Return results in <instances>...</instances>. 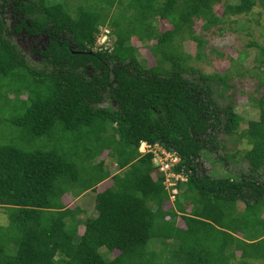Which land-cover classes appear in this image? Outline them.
I'll use <instances>...</instances> for the list:
<instances>
[{
    "label": "trees",
    "instance_id": "obj_1",
    "mask_svg": "<svg viewBox=\"0 0 264 264\" xmlns=\"http://www.w3.org/2000/svg\"><path fill=\"white\" fill-rule=\"evenodd\" d=\"M70 1L0 0V207L8 212L0 264H264V44L248 43L257 48L247 71L258 95L247 94L257 116L246 126L224 97L228 74L185 66L173 48L187 39L194 57H205L194 22L209 31L248 13L253 0L224 3L220 16L213 12L219 0H81L71 9ZM154 19L170 29L158 33ZM101 26L108 41L94 49ZM19 34L46 38L31 48L41 63L19 49ZM132 38L154 41L147 47L154 66L138 61ZM53 128L67 152L22 149L41 144ZM240 139L245 172L222 177L201 168L204 152L225 165L238 148L218 151ZM141 141L178 157L172 170L186 181H177L173 199L152 154H139ZM85 192L95 215L80 220L85 211L63 197Z\"/></svg>",
    "mask_w": 264,
    "mask_h": 264
},
{
    "label": "rangeland",
    "instance_id": "obj_2",
    "mask_svg": "<svg viewBox=\"0 0 264 264\" xmlns=\"http://www.w3.org/2000/svg\"><path fill=\"white\" fill-rule=\"evenodd\" d=\"M81 0H71L69 3L70 9L72 4H80ZM239 0H219L213 6V12L216 16H220L223 11L224 3L236 5ZM254 4L251 7L250 11L246 14L241 15H231L224 18L217 27H213L209 31H205L201 28V20H196L193 24V30L195 35L202 36L206 43L203 45V52L205 57L195 58L196 46L190 40H184L182 42H175L173 48H175V54L182 55L181 63L188 67H194L205 74L227 73L229 77V84L232 86L228 93L224 97H230L234 100L235 112L243 118V124H247L248 121L254 119L257 116L256 107L249 106L247 103V94L252 93V96H257L255 92L256 89V79L251 72L254 71V58L256 56L257 48L248 46L249 42H256L259 45L264 44V0H253ZM7 23L12 26L13 21L9 16H7ZM243 23V29L240 28L239 24ZM153 26L158 33H161L165 30L170 29L169 24L166 21H158L154 19ZM108 31V28L105 29ZM104 29H101L102 32H105ZM100 35L96 41L94 49L98 48L103 40L104 36ZM114 38V37H113ZM111 38V39H113ZM13 40L16 42L17 46L29 59L34 63H41V58L38 56L37 52H33L32 49L41 48L46 43V38L40 36L36 39H32L28 36H23L19 34L18 36L13 37ZM152 40V39H151ZM147 41L146 45H141L136 42L134 38L131 39V44L136 46L137 52L139 54L138 61L145 64L147 67L154 66V57L152 58L149 49L151 44L154 41ZM32 48V49H31ZM172 48V49H173ZM213 49V52L210 51ZM246 54L245 58L240 63H233L240 59L242 54ZM221 54V55H218ZM236 60V61H234ZM221 89L220 87L218 88ZM261 90H264L262 87ZM10 97H12L10 95ZM229 98V99H230ZM221 104H225L227 99L218 100ZM101 107L111 106L107 102H101L99 104ZM2 130L6 133L11 131L8 130L4 125ZM57 128H53L50 134L46 139H42L41 144L33 142V145H28V143H22V149L30 150L32 147H46V149L56 148L61 151H68L69 144L58 142L59 135H57ZM224 136L221 137L223 140ZM49 139V141H48ZM241 140V139H240ZM32 146V147H30ZM238 148L239 154H236L233 158H228L225 165L214 163V158L216 155H209V153L204 152L200 159L201 168L211 174V176H227V175H239L242 172H245L248 168L247 162L242 159V153L246 150L247 146L245 141L241 140L240 144H227L225 150L218 151L220 156L224 154H230L234 149ZM100 159L103 160L106 166H109L111 173H115L117 168L115 167L114 161L108 157L106 154H102ZM110 183V180H107L106 183L100 186L101 189L105 188ZM91 193H82L73 198L63 197L64 203L67 207L72 208L74 205H79L82 210L85 211V214L78 215L80 220H85L86 218H91L95 215L93 210V198ZM241 206V205H240ZM8 212L6 209L0 207V224L7 225L8 221ZM264 218V210L263 215ZM179 226H183V222L180 219L176 220ZM83 228L80 226L78 232L80 233ZM174 248V243L171 245ZM157 248V247H156ZM155 248V249H156ZM238 256V253L236 254ZM113 256V254H112ZM111 255H107V258H111ZM248 264H260V262H248Z\"/></svg>",
    "mask_w": 264,
    "mask_h": 264
},
{
    "label": "built area",
    "instance_id": "obj_3",
    "mask_svg": "<svg viewBox=\"0 0 264 264\" xmlns=\"http://www.w3.org/2000/svg\"><path fill=\"white\" fill-rule=\"evenodd\" d=\"M140 151L152 154V161L157 166V172L163 174V185L169 192L170 199H173L177 193V181H186V178L182 174H177L172 170V167L178 162V157L157 144L148 145L143 143L141 144Z\"/></svg>",
    "mask_w": 264,
    "mask_h": 264
},
{
    "label": "clouds",
    "instance_id": "obj_4",
    "mask_svg": "<svg viewBox=\"0 0 264 264\" xmlns=\"http://www.w3.org/2000/svg\"><path fill=\"white\" fill-rule=\"evenodd\" d=\"M99 30H100V33L97 35V39H98V37L100 36V35H103L104 36V40H103V42H102V46L106 43V41H108V38H107V36H106V33H108V31L107 30H105V29H107L105 26H101V27H99L98 28ZM101 29H104L105 30V32H102L101 31ZM102 36V37H103ZM97 39H96V41H97ZM95 44H96V42H95ZM143 143H145V144H148L147 142H144V141H141L140 142V144H139V146H138V152H139V154L140 155H142V154H146V153H142L141 151H140V147H141V144H143ZM148 145H150V144H148ZM151 160H152V158H151ZM152 164L154 165V163H153V161H152ZM155 166V165H154ZM156 170H157V166H156ZM158 173V172H157Z\"/></svg>",
    "mask_w": 264,
    "mask_h": 264
}]
</instances>
